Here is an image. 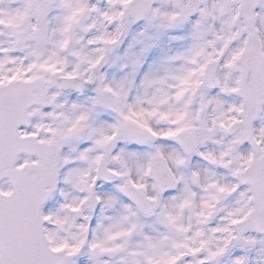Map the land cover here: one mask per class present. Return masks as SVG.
Masks as SVG:
<instances>
[{
	"label": "snow or ice",
	"instance_id": "obj_1",
	"mask_svg": "<svg viewBox=\"0 0 264 264\" xmlns=\"http://www.w3.org/2000/svg\"><path fill=\"white\" fill-rule=\"evenodd\" d=\"M0 264H264V0H0Z\"/></svg>",
	"mask_w": 264,
	"mask_h": 264
}]
</instances>
